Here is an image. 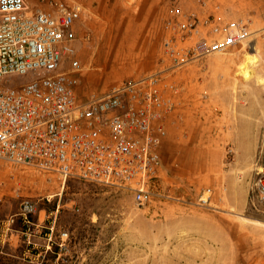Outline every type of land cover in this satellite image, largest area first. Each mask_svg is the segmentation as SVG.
Instances as JSON below:
<instances>
[{"label":"rangeland","instance_id":"374dc122","mask_svg":"<svg viewBox=\"0 0 264 264\" xmlns=\"http://www.w3.org/2000/svg\"><path fill=\"white\" fill-rule=\"evenodd\" d=\"M62 1L83 8L76 43L81 96L163 72L167 82L184 93L200 91L204 100L189 113L181 98L168 122L160 196L144 207L125 188L64 180L0 159V264H264V201L249 189L245 209L227 206L228 196L219 206L213 189L223 146L217 129L236 120L228 107L231 79H243L250 91L264 88V46L251 49L264 44V0ZM175 5L214 13L222 22L249 19L248 44L175 67L163 47L164 22ZM28 79L15 76L13 82ZM188 124L195 141L187 137ZM263 129L254 131L253 148L247 130L231 131L242 135L244 153L256 154ZM23 199L36 206L31 225L20 216ZM240 200L234 189L232 201Z\"/></svg>","mask_w":264,"mask_h":264},{"label":"built area","instance_id":"2783aa9c","mask_svg":"<svg viewBox=\"0 0 264 264\" xmlns=\"http://www.w3.org/2000/svg\"><path fill=\"white\" fill-rule=\"evenodd\" d=\"M82 15L80 4L62 0H37L35 8L29 0H0V159L64 180L122 187L144 207L160 196L168 122L185 93L159 72L81 96ZM250 25L247 18L222 22L214 13L175 5L164 22L163 47L175 67L183 66L246 46ZM15 76L29 79L14 84ZM227 154L234 157L233 147ZM252 177V192L264 201V129ZM35 212L23 199L26 224Z\"/></svg>","mask_w":264,"mask_h":264},{"label":"crops","instance_id":"0c3cea01","mask_svg":"<svg viewBox=\"0 0 264 264\" xmlns=\"http://www.w3.org/2000/svg\"><path fill=\"white\" fill-rule=\"evenodd\" d=\"M232 1L233 0H230V2ZM29 3L32 7H37L36 3L31 1H29ZM187 9H191V7H188ZM263 46V43L257 42L253 47H251V49H255L257 47L263 49ZM243 82L244 80L241 78L231 79L230 81L231 86L228 107L230 115H236V120L233 122L231 128L228 124H223L222 127L217 129L218 143H222L223 146L220 147L222 150L219 158L220 163L217 176L214 179L215 186L213 188L214 194L218 199L219 206L225 202V198L223 197L228 196L230 203H228L229 205L227 206L236 209H245L248 206L249 189L252 187L253 178V159L256 149H251L250 153H244L242 141L239 139L242 135L239 137L237 132L236 137V135L232 133L231 129L247 130L246 140L249 139L248 144L253 148L254 143L257 144V135L254 134V131L259 130L260 127L264 125V88L262 87L257 91H250L248 85L243 87ZM184 98L189 113L193 110H197L196 112H198L201 104L203 103L204 95L200 91L188 90L185 93ZM187 137H189V139L191 138L193 141H195L194 139H197L198 137L197 132L193 130L191 124H188L187 126ZM231 144L235 147L234 157L229 156L225 151V146ZM163 150L164 147L162 149V155L164 153ZM242 171L244 172L240 173ZM171 179L176 180L178 177H172ZM234 189H240V203L232 201Z\"/></svg>","mask_w":264,"mask_h":264},{"label":"trees","instance_id":"16d2710c","mask_svg":"<svg viewBox=\"0 0 264 264\" xmlns=\"http://www.w3.org/2000/svg\"><path fill=\"white\" fill-rule=\"evenodd\" d=\"M55 252H57V251L55 250Z\"/></svg>","mask_w":264,"mask_h":264}]
</instances>
